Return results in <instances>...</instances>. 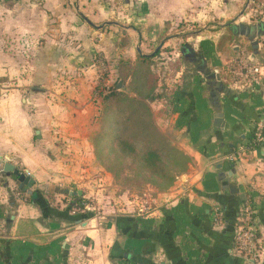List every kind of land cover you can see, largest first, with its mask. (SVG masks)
<instances>
[{
    "label": "crops",
    "instance_id": "obj_1",
    "mask_svg": "<svg viewBox=\"0 0 264 264\" xmlns=\"http://www.w3.org/2000/svg\"><path fill=\"white\" fill-rule=\"evenodd\" d=\"M247 3L0 0V76L14 79L0 85V264H246L235 236L247 198L264 264V145L228 160L264 116V89L236 86L225 75L247 48L264 71V20H253ZM182 23L219 31L173 33ZM176 42L181 51L169 54L178 53L182 65L162 68L152 108L163 132L180 137L191 158L187 174L166 193L115 199L123 208L72 213L101 170L96 58L116 78L120 59L163 58ZM7 163L35 180L32 196L3 171ZM216 207L225 213L222 227L212 222Z\"/></svg>",
    "mask_w": 264,
    "mask_h": 264
},
{
    "label": "trees",
    "instance_id": "obj_2",
    "mask_svg": "<svg viewBox=\"0 0 264 264\" xmlns=\"http://www.w3.org/2000/svg\"><path fill=\"white\" fill-rule=\"evenodd\" d=\"M152 60L153 57L140 56L133 65L121 59L117 64L114 90L104 94L100 87L97 89L102 99L101 119L106 125H103L104 135L95 140V148L98 153V145L107 135L111 143L105 149L117 150L128 161H133L134 170L148 176L143 183L168 189L187 172L191 159L169 143L155 123L150 104L157 89L156 79L149 69ZM120 82L127 84L128 92L117 91Z\"/></svg>",
    "mask_w": 264,
    "mask_h": 264
},
{
    "label": "rangeland",
    "instance_id": "obj_3",
    "mask_svg": "<svg viewBox=\"0 0 264 264\" xmlns=\"http://www.w3.org/2000/svg\"><path fill=\"white\" fill-rule=\"evenodd\" d=\"M247 2H248L247 8H249L247 10L248 12H251L250 10H253V9H258L259 12L264 11V0H249V1L247 0ZM259 17L261 19L262 16L259 15ZM252 19L255 20L254 18ZM211 26L212 25H209V24L199 26V25H189V23H186V24L182 23L180 24V27L175 28V31L173 33L175 34L180 33V35H183V36L185 34L186 36L187 33H194V32L201 33V31L211 32L214 30L219 31L218 25H216V28L214 29H211ZM203 27L205 29H203ZM229 35L230 37L233 36L231 33ZM184 38L186 39V37ZM181 43L182 42H176V43H173L171 46H168L169 50L166 51V54L163 56V58L160 55L153 56V60L151 61V64L149 67L150 72L152 73L151 75L155 77L156 83H157V89L155 91L153 99L156 98L157 90L159 88V82L161 80V77H163L164 75L162 68L167 67L174 71L180 69V66L182 65V61L176 58L178 53L176 55H170L169 53H172L173 51L180 52L183 47V44ZM159 53H161V50L159 51ZM96 59L97 61H95V63H97V66L100 67V71H101L100 81L102 80V85L99 86L100 89H102L104 86L107 85L108 87H110V89L114 90L117 77L110 78L111 70H114L113 67H110L108 64H106L102 58L99 59L98 57ZM13 82H14V79L11 78L10 76H0V85L6 84V83H13ZM117 91H122V92L127 91L128 92L127 84L126 85L123 84V89L121 90L117 89ZM0 95L2 96V92H0ZM152 102L150 103L151 108H152ZM152 111H153V108H152ZM153 114H154L156 125L162 131V133L165 134L168 142L178 147L180 150H182V147L180 144L181 139L176 134V132L175 131H171L167 133L163 132L162 128L157 123L158 118H157L156 112L153 111ZM100 123H101L102 128L99 134L97 135V137L95 138V140L99 139L100 136L104 135V132H105L103 131V127L106 125L105 121L101 119ZM110 143H111V139H109L108 136L105 135L104 140H102L98 145L99 147L98 153H97V149L95 148V156H96L98 164L100 165L99 167L101 169L100 175L98 176L99 179H97V181L95 182L90 183L91 189H89L88 191L92 193L91 196H88L87 198L80 197L77 200V202L73 204L72 213H76L77 215L80 213L82 214L92 213L94 215H100V214H104L105 211L107 212L109 210L108 209L109 207L123 208V206H120V204H118L119 206H115V203H117L115 199L117 198L119 199L120 197L121 198L123 197L125 200V198L131 197L133 198V200H136V199L138 200L139 198L144 197L146 193L151 192V191L155 192V194L166 193L175 185V183L179 180V178L186 175L188 172V168L190 164L188 165V168L186 170L187 172L182 176L180 175L175 180L174 184L168 189H161L152 184L143 183L145 179H147L148 176L139 174V172L135 171L133 168L134 166L133 161H130V160L128 161L126 158H124V156H121L119 151L114 150V149L113 150L105 149L106 146L107 147L110 146ZM130 195H134L136 196V198ZM121 204H124V203L121 202ZM147 209L148 208H146V210Z\"/></svg>",
    "mask_w": 264,
    "mask_h": 264
},
{
    "label": "built area",
    "instance_id": "obj_4",
    "mask_svg": "<svg viewBox=\"0 0 264 264\" xmlns=\"http://www.w3.org/2000/svg\"><path fill=\"white\" fill-rule=\"evenodd\" d=\"M251 16L256 21L264 20V11L258 9L251 10ZM260 16L261 19H260ZM225 75L227 79L236 86L261 90L264 89V71L258 67L245 49L236 59H232L225 65ZM101 91L108 94L110 87L104 86ZM264 145V116L254 126L253 135L248 145L239 147L228 160L231 163L241 161V157L246 153L256 151ZM30 175V174H29ZM212 222L217 227L224 224V213L220 207L212 211ZM237 234L235 236V252L246 262L259 264L261 260V249L259 245L258 230L256 226V207L252 199H245L240 207Z\"/></svg>",
    "mask_w": 264,
    "mask_h": 264
},
{
    "label": "water",
    "instance_id": "obj_5",
    "mask_svg": "<svg viewBox=\"0 0 264 264\" xmlns=\"http://www.w3.org/2000/svg\"><path fill=\"white\" fill-rule=\"evenodd\" d=\"M117 89L118 90L123 89V84L121 82L119 83ZM221 121H223V114L218 115L215 126L221 128L222 127V125L220 124ZM3 171L7 173H11L13 175V179L18 182L20 190L27 191L29 196H32L34 194L35 180L31 178L29 173L25 175L21 173L19 169L13 168L9 163L5 165ZM229 190L232 192V194H237V189L235 188V186L233 185L229 186ZM75 195H77V193H75ZM246 264H251V263H246Z\"/></svg>",
    "mask_w": 264,
    "mask_h": 264
}]
</instances>
